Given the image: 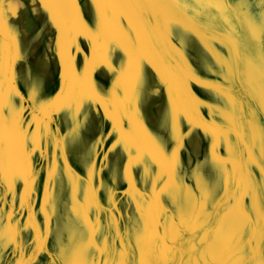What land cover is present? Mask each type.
I'll list each match as a JSON object with an SVG mask.
<instances>
[{
	"label": "rangeland",
	"instance_id": "1",
	"mask_svg": "<svg viewBox=\"0 0 264 264\" xmlns=\"http://www.w3.org/2000/svg\"><path fill=\"white\" fill-rule=\"evenodd\" d=\"M0 264H264V0H0Z\"/></svg>",
	"mask_w": 264,
	"mask_h": 264
},
{
	"label": "bare ground",
	"instance_id": "2",
	"mask_svg": "<svg viewBox=\"0 0 264 264\" xmlns=\"http://www.w3.org/2000/svg\"><path fill=\"white\" fill-rule=\"evenodd\" d=\"M9 4V3H8ZM11 6V5H10Z\"/></svg>",
	"mask_w": 264,
	"mask_h": 264
}]
</instances>
